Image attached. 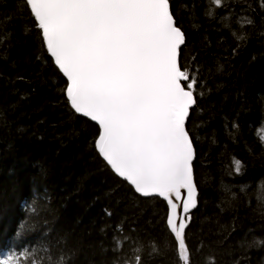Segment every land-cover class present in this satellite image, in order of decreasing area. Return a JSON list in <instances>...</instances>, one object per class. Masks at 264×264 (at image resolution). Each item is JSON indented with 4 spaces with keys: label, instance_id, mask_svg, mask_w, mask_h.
Instances as JSON below:
<instances>
[{
    "label": "trees",
    "instance_id": "obj_1",
    "mask_svg": "<svg viewBox=\"0 0 264 264\" xmlns=\"http://www.w3.org/2000/svg\"><path fill=\"white\" fill-rule=\"evenodd\" d=\"M171 3L185 33L182 64L197 81L191 264H264L262 0ZM64 85L22 0H0V249L45 255L63 245L79 248L74 264L136 255L181 264L167 203L137 195L99 157L97 126L70 108ZM114 237L127 238L119 252Z\"/></svg>",
    "mask_w": 264,
    "mask_h": 264
},
{
    "label": "snow or ice",
    "instance_id": "obj_2",
    "mask_svg": "<svg viewBox=\"0 0 264 264\" xmlns=\"http://www.w3.org/2000/svg\"><path fill=\"white\" fill-rule=\"evenodd\" d=\"M22 2L41 47L65 78L67 104L97 126V154L135 193L166 201L165 223L178 259L191 264L186 229L198 192L188 122L197 81L182 64L185 33L171 0ZM212 2L221 6L223 0ZM233 163L239 173L241 162ZM125 242L114 237L113 252ZM78 254V247L63 245L45 255L32 248L0 249V264H74ZM140 261L136 255L130 264Z\"/></svg>",
    "mask_w": 264,
    "mask_h": 264
},
{
    "label": "water",
    "instance_id": "obj_3",
    "mask_svg": "<svg viewBox=\"0 0 264 264\" xmlns=\"http://www.w3.org/2000/svg\"><path fill=\"white\" fill-rule=\"evenodd\" d=\"M183 47V46H182ZM77 114V113H76ZM79 117H81V118H84L83 116H81L80 114H77ZM84 119H87V120H89L90 122H92L90 119H88V118H84ZM93 124H95L94 122H92ZM96 125V124H95ZM105 162V161H104ZM106 163V162H105ZM110 167V166H109ZM112 170V169H111ZM113 171V170H112ZM114 173V172H113ZM115 174V173H114ZM116 175V174H115ZM118 178H120L121 180H123V178H121V177H119L118 175H116ZM124 181V180H123ZM128 185L130 186V184L128 183ZM130 187H132V186H130ZM137 195H139V194H137ZM140 197H142V198H146V197H143V196H141V195H139ZM198 197V196H197ZM148 198H158V199H161L162 201H164V202H166L163 198H160V197H156V196H153V197H148ZM197 208V207H196ZM196 208H194V209H192L191 210V213L196 209ZM190 213V214H191Z\"/></svg>",
    "mask_w": 264,
    "mask_h": 264
}]
</instances>
